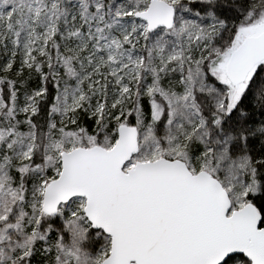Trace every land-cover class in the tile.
Wrapping results in <instances>:
<instances>
[{
  "label": "snow or ice",
  "instance_id": "snow-or-ice-1",
  "mask_svg": "<svg viewBox=\"0 0 264 264\" xmlns=\"http://www.w3.org/2000/svg\"><path fill=\"white\" fill-rule=\"evenodd\" d=\"M0 264H264V0H0Z\"/></svg>",
  "mask_w": 264,
  "mask_h": 264
}]
</instances>
